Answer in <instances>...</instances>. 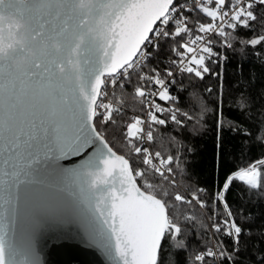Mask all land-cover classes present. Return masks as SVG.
<instances>
[{
	"label": "snow or ice",
	"instance_id": "snow-or-ice-1",
	"mask_svg": "<svg viewBox=\"0 0 264 264\" xmlns=\"http://www.w3.org/2000/svg\"><path fill=\"white\" fill-rule=\"evenodd\" d=\"M229 50L264 63V0H0V264H45V238L106 264H243L264 151L223 177L218 151L206 186L168 132L264 148V87L238 63L225 90Z\"/></svg>",
	"mask_w": 264,
	"mask_h": 264
},
{
	"label": "trees",
	"instance_id": "trees-1",
	"mask_svg": "<svg viewBox=\"0 0 264 264\" xmlns=\"http://www.w3.org/2000/svg\"><path fill=\"white\" fill-rule=\"evenodd\" d=\"M236 47H239L237 45ZM228 60L224 63V84L225 90L232 88L238 75L235 71L236 64H242L244 68V78L247 79L249 72L256 79L254 85L257 89L264 87V63H262L250 52L241 53L239 51H227ZM191 89H189L190 91ZM183 96L187 99L188 92H184ZM181 107H189L194 109L191 100L188 103L181 104ZM237 113H232V118L236 119ZM191 123V122H190ZM163 131V130H162ZM168 132L177 135L181 139L185 147H190L192 151L187 153L189 179L193 183L211 185L216 179L217 156L219 151V175L223 177L224 173L235 165H239L249 158L257 157L264 148L259 144H249L248 149L242 151L243 137L234 135L231 132H223L221 134L220 149H217V135L215 125L209 122L204 128L186 127L183 129H175L170 126ZM241 157L244 159L242 160ZM253 207V206H249ZM252 226V232L248 240V248L246 252L239 257L243 264H250L254 260L252 255L256 249H264V237H261L260 226L264 225V203L254 206L253 216L248 221Z\"/></svg>",
	"mask_w": 264,
	"mask_h": 264
},
{
	"label": "water",
	"instance_id": "water-1",
	"mask_svg": "<svg viewBox=\"0 0 264 264\" xmlns=\"http://www.w3.org/2000/svg\"><path fill=\"white\" fill-rule=\"evenodd\" d=\"M73 160L77 158H72ZM44 247L42 259L45 264H106L100 251L90 246L86 241L72 240L51 243L46 238L42 240Z\"/></svg>",
	"mask_w": 264,
	"mask_h": 264
}]
</instances>
